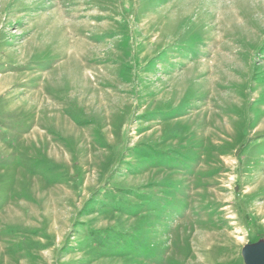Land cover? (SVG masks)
I'll list each match as a JSON object with an SVG mask.
<instances>
[{"label": "rangeland", "instance_id": "374dc122", "mask_svg": "<svg viewBox=\"0 0 264 264\" xmlns=\"http://www.w3.org/2000/svg\"><path fill=\"white\" fill-rule=\"evenodd\" d=\"M262 240L264 0H0V264Z\"/></svg>", "mask_w": 264, "mask_h": 264}, {"label": "water", "instance_id": "95a60500", "mask_svg": "<svg viewBox=\"0 0 264 264\" xmlns=\"http://www.w3.org/2000/svg\"><path fill=\"white\" fill-rule=\"evenodd\" d=\"M242 256L245 264H264V241L246 245Z\"/></svg>", "mask_w": 264, "mask_h": 264}, {"label": "trees", "instance_id": "16d2710c", "mask_svg": "<svg viewBox=\"0 0 264 264\" xmlns=\"http://www.w3.org/2000/svg\"><path fill=\"white\" fill-rule=\"evenodd\" d=\"M244 148H246V146L244 147ZM154 198V197H153ZM148 203V202H147Z\"/></svg>", "mask_w": 264, "mask_h": 264}]
</instances>
